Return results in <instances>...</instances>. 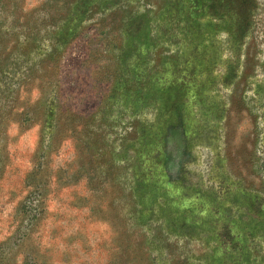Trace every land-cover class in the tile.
Returning <instances> with one entry per match:
<instances>
[{
  "label": "rangeland",
  "instance_id": "374dc122",
  "mask_svg": "<svg viewBox=\"0 0 264 264\" xmlns=\"http://www.w3.org/2000/svg\"><path fill=\"white\" fill-rule=\"evenodd\" d=\"M0 264H264V0H0Z\"/></svg>",
  "mask_w": 264,
  "mask_h": 264
}]
</instances>
